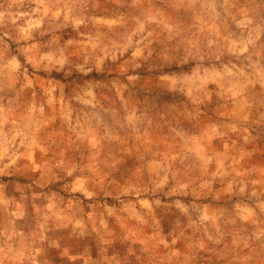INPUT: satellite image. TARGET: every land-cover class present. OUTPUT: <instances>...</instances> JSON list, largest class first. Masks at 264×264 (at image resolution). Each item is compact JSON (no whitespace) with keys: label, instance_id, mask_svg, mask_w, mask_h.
<instances>
[{"label":"rangeland","instance_id":"obj_1","mask_svg":"<svg viewBox=\"0 0 264 264\" xmlns=\"http://www.w3.org/2000/svg\"><path fill=\"white\" fill-rule=\"evenodd\" d=\"M0 264H264V0H0Z\"/></svg>","mask_w":264,"mask_h":264}]
</instances>
